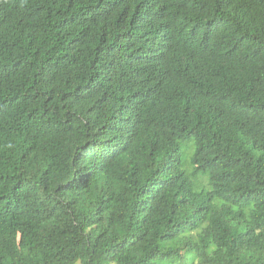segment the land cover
Segmentation results:
<instances>
[{
	"label": "trees",
	"instance_id": "16d2710c",
	"mask_svg": "<svg viewBox=\"0 0 264 264\" xmlns=\"http://www.w3.org/2000/svg\"><path fill=\"white\" fill-rule=\"evenodd\" d=\"M264 264V0H0V264Z\"/></svg>",
	"mask_w": 264,
	"mask_h": 264
},
{
	"label": "rangeland",
	"instance_id": "374dc122",
	"mask_svg": "<svg viewBox=\"0 0 264 264\" xmlns=\"http://www.w3.org/2000/svg\"><path fill=\"white\" fill-rule=\"evenodd\" d=\"M77 264H79V263H77Z\"/></svg>",
	"mask_w": 264,
	"mask_h": 264
}]
</instances>
